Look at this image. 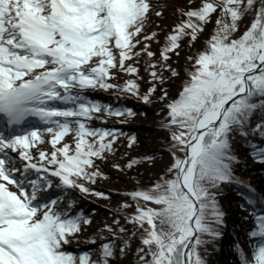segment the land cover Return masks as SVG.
Segmentation results:
<instances>
[{"label": "snow or ice", "instance_id": "1", "mask_svg": "<svg viewBox=\"0 0 264 264\" xmlns=\"http://www.w3.org/2000/svg\"><path fill=\"white\" fill-rule=\"evenodd\" d=\"M256 5L257 0H203L200 8L185 13L188 19L168 37L164 60L184 36L195 41L211 15L221 10L218 27L198 55L189 81L178 99L168 105L169 126L177 129L172 133L173 147L184 157H177L169 169L173 178L131 193L134 200L160 206L138 203L131 218L143 229L142 264H205L197 250L205 243L201 237L219 235L212 224L222 223L223 213L211 189L234 179L231 165L236 158L230 136L234 131L247 135L250 117L264 111V0L248 30L233 38L239 21ZM151 7L149 0H0V114L5 118L0 125H22L30 117L56 125L45 129L52 136L54 150L51 154L39 152V160H47L54 170L31 163L30 150L44 143L40 129L21 134L13 130L5 135L0 128V264H109L115 255L110 243L102 244L96 260L88 253L76 256L65 251L64 245L91 221L54 211V200L39 202L37 193L51 187V182L42 185L26 173L29 169L50 171L65 187L89 192L78 180L95 182L100 173L87 169L93 167V158L102 159L105 151L112 150V141L104 142L112 134L90 130L78 122L74 151L68 144L57 148L72 130L67 122L54 118L90 119L102 106L86 102L74 89L114 87L108 81L114 78L111 69L117 67L138 72L135 67L126 68L125 61L139 55L132 50L139 43L135 38L143 31ZM151 75L158 78L155 71ZM124 90L138 94V85L129 81ZM142 99L148 103L150 96ZM52 101L76 107L61 110L49 106ZM108 113L124 115L111 109ZM257 131L264 134V124ZM253 151L264 162V146ZM10 152L27 162L21 180L13 175L22 170L15 166ZM25 184L31 185V193ZM8 185H14L19 194ZM256 219L258 231L252 235L264 237V215ZM242 264H264V243L255 251L254 260L244 258Z\"/></svg>", "mask_w": 264, "mask_h": 264}, {"label": "trees", "instance_id": "2", "mask_svg": "<svg viewBox=\"0 0 264 264\" xmlns=\"http://www.w3.org/2000/svg\"><path fill=\"white\" fill-rule=\"evenodd\" d=\"M149 2L152 7L143 31L135 38L139 43L132 50L139 55L125 61L126 68L135 67L138 72L133 74L117 67L111 69L114 78L108 81L114 87L89 88V100L100 104L102 109L92 114L86 127L111 133L104 142L112 141V150L105 151L102 159L93 158L94 165L87 170L100 173L94 183L82 178L78 180L89 192H82L79 188L66 189L67 205L62 212L69 216L81 215L91 221L81 226L80 233L71 238V243L64 245L69 246L65 251L76 256L88 253L96 260L101 255L102 244L110 243L115 255L109 264H142L140 257L143 253L139 249L145 247L140 235L143 229L131 222L134 215L126 214L138 204L131 193L152 189L157 183L173 178L169 169L177 157H184L183 152L173 147L172 133L177 129L174 125L169 126L168 105L178 99L183 84L189 81V73L195 70L198 55L207 48L218 27L217 20L221 18V10L217 9L195 41L184 36L179 41L180 46L169 52V59L164 60L162 52L169 43L168 37L188 19L185 13L200 8L203 0ZM259 4L260 0H257L256 7L245 13L233 38H239L248 30ZM153 33L152 39H145L146 36L152 37ZM148 52L154 55L149 56ZM153 71L158 78L152 77ZM129 81L136 82L138 94L124 90ZM153 88L155 91L150 92ZM145 95L150 96L148 103L142 99ZM108 109L123 111L124 115H109ZM261 124H264V111H257L250 117L247 135L234 131L230 136L236 158L231 165L234 179L221 183L218 189H211L223 217L222 223L212 224L219 232L218 236L205 234L201 237L205 243L197 250L205 264H242L244 258L254 260L255 236L252 233L258 231L256 217L264 215V162L253 151L254 147L264 146V134L257 131ZM86 139L98 141L99 137ZM139 201L147 207H160ZM126 204L129 206L124 207ZM121 228L125 231L121 232Z\"/></svg>", "mask_w": 264, "mask_h": 264}, {"label": "rangeland", "instance_id": "3", "mask_svg": "<svg viewBox=\"0 0 264 264\" xmlns=\"http://www.w3.org/2000/svg\"><path fill=\"white\" fill-rule=\"evenodd\" d=\"M184 85V84H183ZM184 88V86H183ZM74 93L79 92L81 94V96H87V94L90 92L88 89H74L73 90ZM84 97V98H85ZM86 102H91L86 100ZM76 105H69V106H65V108L63 109H73L75 108ZM88 119L86 117H72L70 119L64 120L61 123H65L67 122L71 128L72 131H70L67 135H65L63 137V139L60 141V143H58L56 145L57 148L62 147L64 144H68L70 145L71 150L74 151L75 145H76V130L79 127V123H84L86 124V121ZM79 122V123H78ZM56 128V127H53ZM42 133V138L44 140V143H37L35 147H33L30 151H31V155L33 157L32 160L35 161H40L38 159L39 156V152L40 151H44L48 154H51V152L54 150L50 141L52 139L51 134L47 133L45 130L41 132ZM12 158H13V162L14 160L16 161H20L21 159L19 158V156L16 153H9ZM16 161L14 162L15 166L17 168H19L20 166L24 165V162L19 163V165H16ZM47 161V160H46ZM21 169V168H20ZM17 174H20L21 172H15ZM15 177V176H14ZM16 178V177H15ZM28 178L30 180H39V182L43 185L46 181L45 178H42L40 175H35V174H29ZM22 178H19L18 180H21ZM26 190L31 193L32 191V187L30 184H25ZM66 189L62 186H60L59 184H55V183H51V187H43V189L41 191H39L37 193V199L39 202L42 203H48L50 201H55V205H54V211H57L59 213H62L63 210L65 209L66 205H67V201H66ZM142 205H144V203H141ZM147 227V226H145ZM143 233L140 232V235H142ZM264 238V237H263ZM69 246L64 247V250H68Z\"/></svg>", "mask_w": 264, "mask_h": 264}, {"label": "bare ground", "instance_id": "4", "mask_svg": "<svg viewBox=\"0 0 264 264\" xmlns=\"http://www.w3.org/2000/svg\"><path fill=\"white\" fill-rule=\"evenodd\" d=\"M15 161H16V160H14V162H15ZM20 161H22V160H20ZM20 161H16V165H19Z\"/></svg>", "mask_w": 264, "mask_h": 264}]
</instances>
